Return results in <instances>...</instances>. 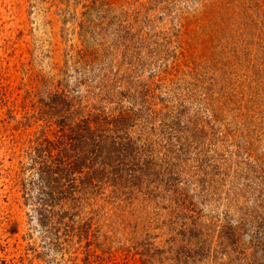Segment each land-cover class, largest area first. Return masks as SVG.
Wrapping results in <instances>:
<instances>
[{
	"label": "rangeland",
	"instance_id": "rangeland-1",
	"mask_svg": "<svg viewBox=\"0 0 264 264\" xmlns=\"http://www.w3.org/2000/svg\"><path fill=\"white\" fill-rule=\"evenodd\" d=\"M0 264H264V0H0Z\"/></svg>",
	"mask_w": 264,
	"mask_h": 264
}]
</instances>
